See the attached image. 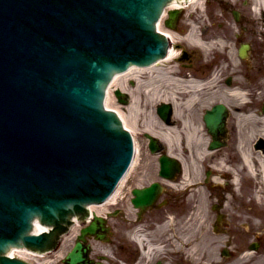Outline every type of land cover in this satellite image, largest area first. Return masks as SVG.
<instances>
[{
	"label": "water",
	"instance_id": "obj_1",
	"mask_svg": "<svg viewBox=\"0 0 264 264\" xmlns=\"http://www.w3.org/2000/svg\"><path fill=\"white\" fill-rule=\"evenodd\" d=\"M168 1L0 0V264H25L4 256L10 246L51 248L127 168L131 140L104 109L105 89L115 73L164 54L154 23ZM220 107L204 115L211 134L222 128ZM34 219L49 233L32 235ZM97 229L82 233L102 238ZM82 254L66 264H84Z\"/></svg>",
	"mask_w": 264,
	"mask_h": 264
},
{
	"label": "bare ground",
	"instance_id": "obj_2",
	"mask_svg": "<svg viewBox=\"0 0 264 264\" xmlns=\"http://www.w3.org/2000/svg\"><path fill=\"white\" fill-rule=\"evenodd\" d=\"M241 1H244V12H246L244 13V17L242 18L243 21L251 23V26H253L252 32L255 35L259 36L260 45L264 46V0H178L176 2L168 4L164 8V12L173 11L174 13H177L178 11L179 13H181L180 23H182L181 29L183 36L180 38V40H183L185 48L194 49L199 53L204 54L205 56H208L212 52L217 53L220 57L221 55H224V57L226 58V72L229 73L230 76L234 77V81L233 83L231 82L232 84L230 83L228 85H222V83L220 84L221 81L219 79V76L221 74H217L215 71V74L211 77V81L217 83L218 85V91H215L217 92L215 94L222 93L220 101H222L223 103L225 102L226 105L231 106V115L234 119L237 118L239 123L246 121L247 123L252 122L256 124L257 122H259L260 124H262L263 130H261V133L258 136L264 139V113L256 111L257 104H259L262 98L264 97V64L257 70L259 71L258 76H260V83L256 87L258 92H250L248 87L239 81V76L243 74V72L241 71L243 70V67H241L242 61L247 60L248 54L246 55V57L242 59L238 58L239 60H237L235 50L238 43L241 42V37H244V40L246 41L247 39L244 36L246 35V33L240 32V30L237 29L239 24H241L242 22L241 18H238L237 22L233 23L231 21L229 10L235 11L238 13V15H241V13L239 12V10L241 9ZM161 23H163L162 20L160 24L156 23L158 24L156 25L157 29L160 31H164L163 33H165L166 36L173 43L176 42V34H174L176 33L174 31V29L176 28L171 29L172 25H168L169 28L167 27L163 29L161 27ZM173 27H176V23L173 25ZM241 27L244 30L246 29L245 26L241 25ZM232 34H236V37L238 38L235 44H232ZM176 54L177 52L174 50V48L170 49L167 54L166 62L172 60L174 56H176ZM219 65L220 64H218V66ZM254 65L255 67H257L256 64ZM254 65H252L251 67H254ZM154 70L157 69H152L151 67H136L130 68L127 73L115 75L111 87L107 91L105 103L107 109L113 107L116 108L115 110L117 113H119L120 117L122 118L125 128H129L130 130L136 131L133 127V123L135 124V118L140 117L143 109H145L149 105H151L152 108V106H154L155 102L158 100L164 102L169 100L173 104V115L176 119V123H178V126H162V123L159 122V119L154 114L152 116H149V118H151L153 121V124L150 125L151 128H149L150 126L146 127V130L144 131L150 132L151 134L159 138H165L168 144L170 137V142L172 145L173 142L171 138V133L178 132L182 134L183 132L187 133L189 131L190 137H192L193 134L198 132L197 127H187V120L185 121L182 119L183 114L186 112L183 107L186 108L195 104H198L200 107H205L208 106L210 102L212 103L213 98H215L216 96H213V94H206V83H203L198 80V78L201 77L200 74L195 75L193 73H187L185 69H181L179 71L167 70V73H164V75L167 76H162L163 78L161 79L159 74L157 76L154 75L153 77H151V75H148L149 71ZM254 71L255 70L252 69L250 75H252ZM142 74L147 75L143 76L142 79H139L141 78ZM137 76L138 79L136 87L134 89H130L125 83L126 79L137 78ZM161 84H166L167 86L172 88L173 91L169 92L166 96L160 94V90L158 87H160ZM115 89L130 94V103L127 107L130 113V119L133 121V123L131 122V120H128L129 117L127 118L123 114L119 105L116 104L115 107L112 105V103L109 104V100H112L113 103H115V96L112 94ZM221 90H223L224 92H222ZM183 100L185 102H181ZM251 104H254V106H251ZM152 112L154 113V110H152ZM257 116H259L258 121L256 119ZM154 127L160 128L161 131L154 130ZM179 127H182L183 130H179ZM237 133L240 134L241 131H237ZM206 141H208V139H206ZM191 148L192 145L189 141L187 143L186 148L184 147L182 151H186L189 153ZM233 149L234 151L236 149V157L230 156V159L228 158L224 160L223 153L221 154L215 152V154H211L214 152H207L204 149H201L199 144V146L195 150L193 157L195 159V162H199V159L201 158H206V161L208 159L215 158L214 163L211 161L213 164L208 165L212 176L210 180H208L207 185L213 189L223 188L221 185L220 177L224 176L227 173L231 175L232 184L237 187L236 190L232 188V195H237V191L241 189L242 181L247 180L249 181V183H254L255 189L253 190L252 195L249 196L251 199L248 202L244 203L246 205H249L250 211H248V213H250V219L247 218L246 222L249 220V230L252 231L253 228L255 229L254 225L262 224L259 226L261 228L263 226V219L260 220L259 223V220L257 218H261V214L264 215V208H262L264 207V151L251 148L250 145H243L239 139H237ZM177 157L183 163V166H185L183 161L184 155L180 153V156ZM197 167L198 166H196L195 169L198 170ZM184 173L185 178H182L181 183L184 185V187L185 185L187 187H190V179L187 178L189 176V170L184 169ZM117 191L118 190H116L114 195L111 197L112 201H116L118 193ZM254 193L255 196L253 195ZM253 205L256 206V210L251 209ZM89 206L90 207L86 211L88 212V214L92 216L96 215L103 217L105 205L90 204ZM241 206L243 205L241 204ZM193 209L194 212L190 215L188 221L194 220V222L197 221L196 223H200V221H202L205 217L207 218L206 201L198 202ZM260 211L261 213H259ZM217 213L223 217V215L221 214L222 212ZM222 217L219 225L223 224ZM90 218L91 217H88L86 219ZM166 218H168L167 222L157 225L155 233L151 235V240H155L153 238L155 234L158 235L159 238L164 236L167 240H171V236L169 234L175 232L176 222L175 218L171 215L167 216ZM103 219L104 223H108L107 219H105L104 217ZM76 221L78 225L79 223H83L80 220L70 217L68 226L70 225V222L72 226L70 225L71 227L69 228L68 232L65 231L60 234L67 237H65L61 241L62 243H60V248L57 251L54 250L53 252H51L46 250L44 253L36 251L32 252V249H26L25 246H22V248H12L7 253L10 257L20 258L28 264H57L58 261L55 259V257L60 258L61 256H63L65 250L68 249L72 240L76 238ZM188 221H185V223L183 224L182 219H180L178 222V228L185 227L186 224L189 223ZM192 224L193 223H191V225ZM200 224L203 226L205 223ZM144 231L145 228L140 227L136 230V233H141ZM109 233H111L110 230ZM139 240L142 246L152 244L147 240ZM145 242L146 244H144ZM214 243L215 242H212V244ZM219 243V241H216V248ZM192 244L188 245L191 246ZM87 247L91 251V255H95L96 257L107 256L106 251H102L101 248H99L98 245L94 244L93 241H89V243H87ZM162 250L163 249L161 247H149L148 251H150V253L146 254L147 264L148 261L152 259L155 253L161 254ZM247 251L249 250L245 251V255L249 254ZM164 257L167 256L164 254Z\"/></svg>",
	"mask_w": 264,
	"mask_h": 264
},
{
	"label": "rangeland",
	"instance_id": "obj_3",
	"mask_svg": "<svg viewBox=\"0 0 264 264\" xmlns=\"http://www.w3.org/2000/svg\"><path fill=\"white\" fill-rule=\"evenodd\" d=\"M240 7H241V9L239 10V12L241 13L242 23L246 24L248 27L247 31L240 30V32L246 33V35H244V36L246 37L247 41L251 45V51L249 53L250 57L248 58V61H246V63H243V65L241 66V67H243V70H241L243 72V74L241 76H239V81L241 83L245 84L248 87V89L250 90V92H256L257 91L256 87L260 83V80H259L260 76H258L259 71H257V70L264 64V46L260 45L259 36L255 35L252 32L253 26H251V29H250L251 23H248L247 21H243V19H242L244 17V13H246V12H244L243 1H241ZM229 12H230L231 21L233 23H236L233 16H232L231 10H229ZM180 19H181V16L179 17V21L177 24H178V28L182 32V29H181L182 23H180ZM239 26H240V24H239ZM239 26L237 29H239ZM244 39H245L244 37L243 38L241 37L242 41H245ZM231 40L233 42L232 44H235L238 39L234 36V34H232ZM180 41H181L180 43H177L180 46L179 50H177V51L181 54H183L184 51H186L188 57H190L189 60L187 58L183 61V63H185V64H191L190 67H185V70L187 73H193L195 75L200 74L203 76L202 79H204L205 75L207 73H208V75H211L213 73L215 74V71H216L217 74L218 73L221 74L219 76V79L221 81L220 84L222 83V85H226L225 80L229 77L230 74L226 72V69H227L226 68V61H225L226 58L224 57V55H221V57L218 55L219 58L214 57L212 53H210L208 56H205L204 54L203 55L201 53L199 54L194 49L185 48V46L183 44V40H180ZM205 60L207 62H204ZM211 61L214 64V67H213V70L210 71L208 69L209 66L207 67V65L212 64ZM218 64H220V65L218 66ZM252 64L253 65L256 64L258 68L255 67V65H254V67H251ZM178 66H179V64L174 65V66L168 65V66L162 67V69H165L166 71H167V69H170V68H174V69L178 70V69H180V68H178ZM252 69H254L255 71L252 75H250V73L252 72ZM158 74L160 75L161 79L163 78L162 76H167V75H164V73L161 71L160 67L157 68V70L149 71V73H148V75H151V77H153L154 75L157 76ZM146 75L147 74H142L141 78H139V79H142V77L146 76ZM233 78L234 77H232L231 79L234 81ZM137 79H138V76L134 80L136 81ZM206 79L207 80H204V81H209L208 77ZM131 80L134 81L133 79H131ZM233 81H232V83H233ZM126 84L130 89H134V87L133 88L130 87L132 85L130 83V80H128ZM158 88L160 90V94H163L164 96H166L169 92L173 91V89L170 88L169 86H167L166 84H164V85L161 84L160 87H158ZM223 88H224V86H223ZM207 89L208 88L205 89V92L208 95L213 94L212 92H208ZM221 91L224 92L223 90H221ZM221 94L222 93H220V94L214 93V95L216 97L213 98L212 101H214L216 99L217 100L220 99ZM181 102H185V101L183 100ZM110 103H112V105L115 107H116V104L118 105L116 100H115V103H113L112 100H109V104ZM252 106H254V104H252ZM183 108L186 110L185 107H183ZM258 108H259V106H257V109ZM112 109H116V108L113 107ZM202 109H203V106L200 107V109L192 107V110H190V111L187 110L183 114L182 119L185 121L187 120L186 124L189 128L197 127L198 129H200L199 131H201V132L199 133V131H198V134L200 135L199 138L205 139L207 137V133L205 132V130L203 128L204 126H203V123L201 120V110ZM121 111L124 112L123 114L127 118L129 117L128 120H131L130 119V113L128 111L127 106L124 108L121 107ZM152 115H153L152 108H151V105H149L145 109L142 110L140 117L135 118V124L131 120V122L133 123V127L136 130L135 135H136L137 144L139 147V153L137 154L136 162L134 165L135 175L130 181V184L132 186H140V185L142 186L144 184H147L149 181L155 179V164H156L155 160L156 159H155V157H153L152 155H150L148 153L147 146H146L147 140L143 137V134H142L143 130L146 129V127H149L150 125L153 124L152 119L149 118V116H152ZM258 118L259 117L257 116V118H256L257 121H258ZM241 124H242V127H241L242 135L240 137V139H241L240 141H242V143L245 144L246 146L250 145L251 148H254V144L256 143V141L258 139L257 136L261 133V130H263V125L260 124L259 122L254 124L252 122L247 123L246 121H243V123H241ZM149 128H151V126ZM179 129L182 130L183 128L181 129L179 127ZM154 130L159 131V128L154 127ZM177 133L178 132L171 133V134H174V135H171V138L174 139V142L172 144L173 146L171 145L172 151L173 152L178 151V148H179V150H181V153L183 154L182 146L180 147L178 145L179 142L177 141V137L179 135ZM252 134H254V135H252ZM195 139H196V137H195ZM177 146H178V148H177ZM228 146H229V144H228ZM228 146L221 148V150H219V152L221 154L222 153L225 154L224 160L229 158L231 156V153H232L231 149L229 148L230 146L229 147ZM195 147L197 148L196 143H195ZM184 155H186V154L184 153ZM226 156H227V158H226ZM189 158L190 157H188V160L191 164V159H189ZM210 164H212V162ZM191 169H192V166H191ZM134 170H133V172H134ZM201 170H202V173L199 174L200 177L202 175L204 176V172L206 170V167L204 165H202ZM202 187L200 189H198L199 191H197V192H199V193H196V194H194L193 192L187 193V192L183 191L184 196L183 195L177 196L178 199H175V197L171 198L169 200L170 204L156 209L157 212H152L153 210L152 211H146L142 215V218L140 219L142 222L140 225H142V224L146 225L150 221L147 219L148 212H149L151 218H152V215L157 216L156 218L155 217L153 218L155 220L151 221L154 224L160 223L162 221V218L164 215L169 216V215L174 213V215L177 216L176 217L177 218L176 226L178 228L179 220L185 218L183 221H186V218L189 217V215L192 213V207H194V205L196 203V198H199L198 199L199 202L200 201H206V209L208 211L207 215H206L208 218V222H207V224H205L203 226L204 232L200 230L201 229V226H199L200 223L194 222L191 225L192 222H190V223L186 224L187 226H185L183 228L181 233H180V229L176 230V233H175V234H177V236L183 237L189 241L194 240L197 237H200L201 239H203L204 236L209 238V241H208V239L206 240L204 238L201 241L198 248H196V247L194 248V246H193L192 248H194L193 250H195V251L194 252L192 251V252L197 254L198 257H201V260L202 259H203V261L208 260L207 264H213L212 260L217 261V259H218L217 258V249H216L217 244L215 243L214 245L210 246L209 242L211 240H215V242L219 241L220 243L218 246H224V241L229 239L230 240L229 247L231 248V254H232L230 256V258L235 257L236 252L239 251L242 246H247L248 244H250L252 242H257L258 246L256 248V250H257L256 252L250 253V255H247L245 258L243 257V259L241 258V259H236V260H230L226 264H264V215L261 214V216H260L261 218H257L259 220V223H260V220L263 219L262 228L259 227L262 224L254 225L255 229L253 228L252 231L251 230L247 231L242 226V224H244V223H246L247 227L250 226V222H248L249 220L247 222L245 220L247 218L250 219V213H248V211H250L249 205H246L244 203L247 202L249 195H252L253 190L255 189L254 183H252V182L249 183V181H247V180L242 181L241 182V189L237 191V195H232V196L230 195V191L232 189V186L230 184L226 186L225 190H223L224 192L227 193L226 194L227 195V202L225 205L226 210L224 213H225V218L228 219V228L229 229H228V233L221 235V237H219L218 239H217L216 235L211 234V231L209 230L210 222L212 223V221L215 219V213L211 212V209H210V206L213 205L212 204L213 200L211 203H208L206 197H210V199H214V200L216 199V201L218 200V203L222 204L221 201L219 202V199H221L220 193L216 192L215 190L214 191L212 190L213 193L210 194V191L207 190L206 187H203V188ZM242 192H243V194H241ZM125 193H126V190H122V193L120 194L121 200H119L117 205H110V206L107 205V208L110 210H114V209L123 210L125 212V215H126L125 217L127 218V220H124L121 216H118V215H115L117 217L110 219V222L116 226V227L114 225L112 226L113 232L117 231L119 234H115V237L113 240L110 238L112 240V242L107 243V244L102 243V245L99 244L100 248H105L107 251L111 252L110 256L108 257L109 259H104V258L99 259V261L105 262L104 264L116 263V259H119L118 256H123L124 257L123 259L131 258V256L136 258L139 254L137 252V250L135 249L134 245L132 244V242L130 241V233L134 230V228H132L130 226L126 227L125 225H122V222H121V221L126 222V224L128 225L131 223V221L138 219L134 210H133V212L129 211L130 205H129V201H128L127 197L125 196ZM210 195H212V197ZM183 198L186 199L184 206H183L185 208V212L184 211L182 212V210H180V209L179 210L176 209V207H179V205H181L180 202L184 200ZM241 204L243 206H241ZM255 207L256 206L253 205L251 209L256 210ZM262 208H264V207H262ZM259 213H261V211ZM207 218L205 217L204 220H206ZM125 236H126V238H125ZM163 237L164 236H162L160 238L161 241H163ZM156 238H158V237L156 236ZM177 239L175 238V240H174L171 238V240H169L168 242L167 241L165 242L164 248L166 251L165 255L167 256V261L166 260H163V261L166 262V264L168 263V261L170 264H175L177 261L182 262V264H198L199 260L198 261L196 259L192 260L193 257H195V254L193 255V257L187 258V254H186L185 250L179 246ZM94 241L97 242L95 239H94ZM169 249H170V252H169ZM189 251L191 252V250H189ZM190 252H188V253H190ZM203 255H206V256L203 258ZM161 256L162 255H160V256L156 255L153 258L151 264L155 263V261L157 260L156 257H161ZM55 259L57 260L58 257H55ZM120 259H122V258H120ZM95 260H98V259H95Z\"/></svg>",
	"mask_w": 264,
	"mask_h": 264
}]
</instances>
